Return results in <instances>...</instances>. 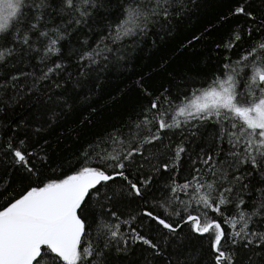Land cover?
<instances>
[{
	"label": "snow or ice",
	"instance_id": "obj_1",
	"mask_svg": "<svg viewBox=\"0 0 264 264\" xmlns=\"http://www.w3.org/2000/svg\"><path fill=\"white\" fill-rule=\"evenodd\" d=\"M261 2L264 3V0ZM176 3L177 0H154L147 14L142 7L129 6L125 9V18L116 26V37L135 35L133 27L143 33L145 29L140 23L141 17H144V25L148 23L149 15L157 21L170 22L173 15H179L183 10L181 3L172 11ZM106 6L104 0H0V70H7L9 65L15 68L18 64H24L32 58V53L37 54L40 62L58 54L61 51L58 45L70 34L68 27L87 25L93 12ZM234 14L244 15L252 22L243 35L256 40L237 61L245 68L249 66L245 62L251 63L252 71L247 81L242 84L235 69L223 78L217 77L199 94H194V98L177 107L175 115L170 117L171 122L164 118L167 113L160 111L158 99L153 100L141 122L136 125L138 130H146V134H136L128 140L126 147L123 139L114 140L122 146V150L107 157L114 162L107 165L113 169L110 174L106 170L84 167L63 179L45 180L42 177L50 163L47 151L29 149L26 134L19 139L8 137L4 155L13 174L7 181V187L19 183L23 194L12 197L6 207L0 208V264H115L110 259L111 246L115 242L116 253L126 254L129 239L145 246L148 252L144 258L145 264H204L203 255H198L199 248L189 250L181 258L183 245L190 239L182 235L184 225H190L194 234H207L208 251L212 257L210 264H237L236 248L241 244L245 250H249L250 246L255 249L245 264H264V231L249 228L252 217L262 214L264 199L259 209L250 214L241 211L239 219L231 220L232 232H227L220 223L209 220L206 212L203 215L189 214L182 218V222L173 223L145 209L141 215L155 222V226L151 223L148 225L154 228V236L142 235L136 228L130 227L132 235L129 238L121 234L119 224L114 227L109 225L107 233H101L105 237L102 246L94 244L89 238L91 224L84 215L91 201L99 205L101 216L110 212L112 217H117L112 210L115 203L129 197L144 200L155 185L154 177L162 171L178 170L183 154L188 151L183 140L174 146L164 144L161 133L176 129L183 131L193 120L207 122L215 118L219 125L220 131L213 145L215 152L205 153L201 148L197 159L212 175L228 181V186H218L214 181L200 183L197 169V176L178 187L188 189L195 181L193 190L197 194L207 189L199 195V203L206 209L219 212L222 205L231 202L230 196L235 188L243 192L250 190V186L264 184V14L248 11L246 5L237 7ZM57 19L59 23H56ZM243 35L234 32L224 47L232 49L243 39ZM84 43L87 44V41ZM104 48L112 51L106 44ZM41 51L43 55H40ZM100 56L96 49L86 47L81 50L78 60L85 67H91L100 63L97 59ZM102 59L107 61L108 56L104 55ZM62 67L61 63L54 62L39 77L32 73L30 86L20 85V91H26L29 95L39 91L40 84ZM28 75L22 70L0 73V104L9 106V101L4 99L7 91L16 89L17 82ZM74 86L79 88L80 81L77 80ZM11 99L18 102L22 97L17 95ZM51 100L52 96L49 95L47 101ZM147 113L152 114L151 118ZM227 123L235 131L228 130ZM27 127L21 119L12 125L11 131L15 133ZM192 127L196 128L197 125L192 124ZM35 131L39 133L42 128L36 127ZM192 135H196V132ZM225 139L227 151L222 147ZM221 155L225 159H219ZM162 156H167V159H161ZM133 168L138 173L135 179L132 178ZM229 172L232 173L231 180L228 179ZM117 180L122 183H116ZM5 182L4 177H0V183ZM176 190V187L171 188L172 192ZM214 192L218 195L214 196ZM6 193L7 188L0 192V196ZM244 203L241 198L237 207ZM135 220L136 216H132L131 221ZM123 223L130 222L125 220ZM237 224H240L238 229Z\"/></svg>",
	"mask_w": 264,
	"mask_h": 264
},
{
	"label": "trees",
	"instance_id": "obj_2",
	"mask_svg": "<svg viewBox=\"0 0 264 264\" xmlns=\"http://www.w3.org/2000/svg\"><path fill=\"white\" fill-rule=\"evenodd\" d=\"M104 3L107 6L94 11L87 25L68 27L70 34L58 45L61 48L58 54L40 62L37 54L32 53V58L24 64H18L15 68L9 65L7 70H0V73L22 70L29 74L17 82L16 89L7 91L4 99L9 101V106L0 104V177H4L6 181L0 183V192L7 188V193L0 196V208L6 207L12 197L23 194L19 183L7 187V181L13 174L4 155L9 136L19 139L26 134L29 149L47 151L50 163L42 177L45 180L63 179L84 167L106 170L110 174L113 169L107 165L114 162L107 157L122 150V146L114 140L123 139L126 147L128 140L136 134H146V130H138L136 125L141 122L146 114L145 110L153 100L158 99L160 111L166 112L164 118L171 122L170 117L175 115L177 107L183 106L217 77L223 78L235 69L243 84L251 74L250 62H245L249 64L245 68L237 61L246 49L256 43L255 39L243 35L245 29L252 26V22L246 16L234 13L237 7L246 5L248 11L257 15L264 14V3L261 0H177L171 10L175 11L181 3L183 10L179 15H173L170 22L157 21L149 15L148 23L144 25V17H141L140 23L145 29L143 33L130 25L136 34L119 38L116 37L115 29L125 18V9L129 6L142 7L147 14L150 13L154 0H104ZM59 22L57 19L56 23ZM234 32H240L243 39L232 49H226L224 45L233 37ZM104 44L112 51L108 52ZM217 45L221 47L218 48ZM86 47L101 53L97 57L99 64L85 67L78 60L81 50ZM40 55H43L42 51ZM104 55L108 56L107 61L102 59ZM54 62L61 63L63 67L40 84L39 91H33L30 95L26 91H20V85L30 86L32 73L39 77ZM226 64L229 67L226 68ZM82 72L87 74L82 75ZM77 80L81 84L79 88L74 86ZM57 84L61 87H55ZM240 91L243 92L244 89L241 88ZM17 95L22 99L18 102L11 99ZM49 95L52 96L51 102L47 101ZM147 115L151 118L152 114ZM21 119L28 127L13 133L12 125ZM192 124L197 127L193 128ZM226 126L228 130L235 131L231 129L230 123ZM36 127L42 128V131L37 133ZM219 131V125L212 118L207 122L193 120L183 131L176 129L162 132L164 144L171 143L174 146L181 140L184 141L188 151L183 154L180 168L156 175L155 185L144 200L129 197L115 203L112 210L119 219L112 217L110 212L101 216L99 205L91 201L84 215L91 224L89 238L92 242L102 246L105 237L101 233H107L108 226L114 227L116 224H119L120 232L125 237H131L130 227L136 228L142 235L154 236V228H149L148 225L151 223L155 226V222L148 221L141 215L145 209L173 223L182 222V218L189 214L203 215L206 212L209 220L220 223L227 232L233 231L230 222L233 218L239 219L241 211L250 214L259 209L260 202L264 199V184L250 186V190L243 192L235 188L234 194L230 196L231 202L222 205L219 212L206 209L199 203V195L207 189L197 194L193 190L195 181L188 189L178 187L197 176V169L200 183L214 181L218 186H228V181L212 175L197 159L201 148L205 153L215 152L213 145ZM193 132L196 135H192ZM222 147L227 151L226 139ZM161 159H167V156H162ZM219 159L223 160L225 157L221 155ZM136 175L138 173L133 168L132 178L135 179ZM231 175L229 172V180ZM116 183L122 181L117 180ZM172 187L177 190L172 192ZM213 195L217 196L218 193L214 192ZM241 198L245 203L238 208ZM132 216H136L135 221H131ZM125 220L130 223H123ZM239 227L240 224H237V229ZM249 228L264 231V210L262 214L252 217ZM182 235L190 239L183 245L181 258L189 250L199 248L198 255H203L204 264H210L212 257L208 251L207 234H194L190 225H184ZM115 248L114 242L110 249V259L115 264H145L144 258L148 256V252L140 243H133L129 239L126 254H117ZM254 250V246H250L249 250H245L242 244L237 246V264H245Z\"/></svg>",
	"mask_w": 264,
	"mask_h": 264
},
{
	"label": "rangeland",
	"instance_id": "obj_3",
	"mask_svg": "<svg viewBox=\"0 0 264 264\" xmlns=\"http://www.w3.org/2000/svg\"><path fill=\"white\" fill-rule=\"evenodd\" d=\"M194 98V97H193ZM192 99V98H191Z\"/></svg>",
	"mask_w": 264,
	"mask_h": 264
}]
</instances>
